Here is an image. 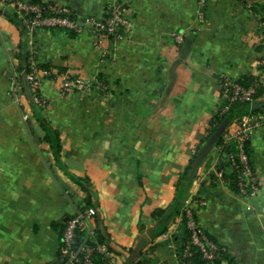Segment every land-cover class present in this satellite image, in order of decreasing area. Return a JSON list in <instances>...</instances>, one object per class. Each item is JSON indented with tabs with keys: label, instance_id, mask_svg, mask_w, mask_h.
Wrapping results in <instances>:
<instances>
[{
	"label": "crops",
	"instance_id": "1",
	"mask_svg": "<svg viewBox=\"0 0 264 264\" xmlns=\"http://www.w3.org/2000/svg\"><path fill=\"white\" fill-rule=\"evenodd\" d=\"M40 1L97 17L108 2ZM125 1L134 19L128 39L98 48L84 30L36 32V61L52 74L32 103L31 88L22 92L13 79L20 33L0 0V264H67L57 226L84 205L75 178H86L91 226L103 228L120 264H181L173 240L181 216L171 217L179 187L181 209L225 247L224 264H264V124L249 141L254 196L231 189L224 152L204 141L222 102L220 76L258 73L264 0ZM63 74L103 81L61 95ZM252 104L264 111V90Z\"/></svg>",
	"mask_w": 264,
	"mask_h": 264
},
{
	"label": "built area",
	"instance_id": "2",
	"mask_svg": "<svg viewBox=\"0 0 264 264\" xmlns=\"http://www.w3.org/2000/svg\"><path fill=\"white\" fill-rule=\"evenodd\" d=\"M16 12L22 24V40L33 57L36 52V43L34 35L39 28H64L72 29L76 33L82 30L90 34L92 43L95 47L100 48L107 41L118 42L123 37L131 33L133 26L132 13L123 0H109L105 13L108 17L102 18L97 16H86L82 19L73 16L70 7L63 4H54L50 7L54 14H45L44 7L40 3L31 2L30 0H7ZM206 0H198L201 7ZM81 22L83 28L79 27ZM174 38L177 42L182 41V34H175ZM259 45L261 46L259 59L257 61L258 73L254 76L253 82L247 86L241 84L238 78H232L222 74L220 76V87L222 99L253 101V94L259 85L264 84V34H260ZM32 64L36 62L33 58ZM31 66L32 71L25 74L28 82L31 84L32 98L39 102L40 95L38 93L40 85L46 78L48 71L36 69ZM59 93L65 95L72 92H82L90 90L94 85H100L95 76L81 77L63 74L59 79ZM264 124V111L256 113H246L238 118L233 119L229 125L231 126L226 133V140L232 139L237 151L235 154H227L226 160L230 165L238 168L237 174V194L242 197L254 196L259 190L258 176L250 163L249 153L245 149V145L249 143L252 135ZM228 128V127H227ZM220 174V173H219ZM202 204V202H200ZM96 209L89 206L84 210H79L72 215L65 226L62 234V247L60 253L67 257V264H97L92 259L94 251L101 255L104 264H120L119 255L112 248L109 249L106 244L100 243L95 246L80 245L73 248L74 237L76 231L83 232L85 236L92 238L94 227L91 226L96 217ZM187 226L193 230L191 241L201 248L204 258L211 259L216 246L203 235H200L199 226L191 217L190 211L187 212Z\"/></svg>",
	"mask_w": 264,
	"mask_h": 264
},
{
	"label": "trees",
	"instance_id": "3",
	"mask_svg": "<svg viewBox=\"0 0 264 264\" xmlns=\"http://www.w3.org/2000/svg\"><path fill=\"white\" fill-rule=\"evenodd\" d=\"M31 2L40 3L44 7V13L45 14H54V11L50 9V7L53 5V3H44L40 0H30ZM106 7V6H105ZM73 10V9H72ZM73 16H75L73 14ZM108 17L107 13H103L102 18ZM10 20L13 24L17 26V28L21 31L22 24L21 19L18 18V16L14 13ZM79 27L83 28L82 24H79ZM52 30H63L67 35L73 36L76 33L72 29H64V28H49ZM262 34H264V27L262 26ZM261 49V46H260ZM15 56L18 59V65L15 67V76L13 79L17 82V85L20 86L21 91H29L31 84L27 81L25 74L32 71L31 66L32 58L30 53L28 52L25 42L23 40H20L18 45L16 46L15 50ZM36 69L40 70H47L48 74L47 76H51V70L50 67L46 64H34L33 65ZM96 79L100 82L103 81L102 76L98 75ZM253 78L248 77H239L238 81L247 86L251 82H253ZM15 82V83H16ZM220 82V81H219ZM220 84V83H219ZM264 90V84L259 85L256 92L253 94V98L256 99ZM260 108H257L249 101H240V100H229V99H222L221 104L217 108V110L214 112L212 118L209 121V127L207 129V134L205 137V142H211L212 140L215 141V146L219 147L220 151L224 152L225 156L229 153L235 154L237 151L236 144L232 139L226 140V129H223L227 124H229L233 119L238 118L246 113H256L260 112ZM222 132V133H221ZM48 139V137H47ZM55 146L58 150H60V144L58 139L55 140ZM245 149L249 153V143L245 145ZM191 163V162H190ZM251 163V162H250ZM190 164L187 166V169L189 168ZM227 166L230 168V171L226 174H222L223 178L229 181V185L231 189L237 192V174H238V168L233 167L230 165L229 161H227ZM75 182H77L81 188L86 192V197L84 201V205L81 206L79 209L84 210L89 206H93V202L91 201L92 192L90 190V186L87 184L86 178H75ZM176 198L179 199V202L175 205V207L172 210L171 217L173 218L176 215L181 216V229L173 235V240L177 244V252L178 257L181 262V264H224L223 261L231 262V259L229 257V254L227 253L225 247L218 244L215 239L210 236L205 230L201 229L199 227V233L200 235H203L207 238V240L211 241L215 244L216 249L213 252V257L211 259H207L203 257L201 248L192 243L191 236L193 233V230L187 226V219L188 215L187 212L190 211L192 214V218L196 221L197 220L193 214L192 209L189 208H183L181 209V204L183 202V199L185 198V190L179 187L177 191ZM71 217V216H70ZM69 217V218H70ZM68 218V219H69ZM62 222L59 224L58 230L60 235V247L58 250V258L59 261L62 263H67V257L63 256L60 253V248L62 247V234L65 229V226L67 224V221ZM164 230V227L162 226L160 229H158L155 233L159 234ZM106 244L109 249H112V247L108 243V235L104 232L103 228L99 227V224L94 228V234L92 238H89L85 236L83 232L76 231L75 237H74V243L72 244L73 248H78L80 245H89V246H95L96 244ZM92 259L97 264H104V260L101 258V255L94 251L92 253ZM150 261L148 259H141L138 264H149Z\"/></svg>",
	"mask_w": 264,
	"mask_h": 264
},
{
	"label": "rangeland",
	"instance_id": "4",
	"mask_svg": "<svg viewBox=\"0 0 264 264\" xmlns=\"http://www.w3.org/2000/svg\"><path fill=\"white\" fill-rule=\"evenodd\" d=\"M2 1H4L5 3H7V4H9V2L7 1V0H2ZM124 1V3L127 5V7L129 8V10H130V12L132 13V9H131V6H129L127 3H126V1L125 0H123ZM108 2H109V0H108ZM108 2H107V4H108ZM207 2V0L206 1H204L203 2V6L205 5V3ZM45 3V2H44ZM54 4H63V3H53V5ZM107 4H106V6H107ZM198 4H199V2H198ZM9 5H11V4H9ZM63 5H66V4H63ZM200 5V4H199ZM12 6V5H11ZM66 6H68V7H70L69 5H66ZM13 7V6H12ZM71 8V7H70ZM106 8V7H105ZM13 9H14V13L18 16V13L16 12V10H15V8L13 7ZM71 9H73V8H71ZM73 11V14H75L76 16H77V18H79V19H82V18H84V17H86V16H94V15H85V16H79L74 10H72ZM104 11H105V9H104ZM100 17H102V16H100ZM132 23L134 24V19H133V13H132ZM79 24H81V22L79 23ZM258 28V27H257ZM39 29H41V28H39ZM39 29H37L36 30V32L39 30ZM132 30H133V26H132V29H131V33H132ZM36 32H35V35H34V39L36 38ZM262 32V31H261ZM19 33H20V40H22V31H20L19 30ZM131 33L129 34V35H126L125 37H123L122 38V40H124V39H128V38H130V36H131ZM175 34H177V33H175ZM175 34H174V36H175ZM90 35V34H89ZM91 37V36H90ZM175 39V38H174ZM259 39H260V36H259ZM175 41H176V39H175ZM177 42V41H176ZM35 43H36V39H35ZM36 52H35V55L32 57L31 56V58H32V60H33V58H34V60H35V62L37 63V61H36V55H37V51H38V45H37V43H36ZM35 63V64H36ZM14 88L16 89L17 88V86H14ZM67 94H69V93H67ZM67 94H65V95H67ZM62 95V94H61ZM32 101V103H36V101H34L33 100V98L31 99ZM255 99H253V101H254ZM253 101H251V103L253 102ZM38 103V102H37Z\"/></svg>",
	"mask_w": 264,
	"mask_h": 264
}]
</instances>
